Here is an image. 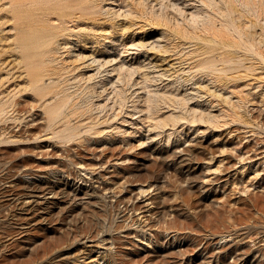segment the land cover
<instances>
[{
  "label": "rangeland",
  "instance_id": "374dc122",
  "mask_svg": "<svg viewBox=\"0 0 264 264\" xmlns=\"http://www.w3.org/2000/svg\"><path fill=\"white\" fill-rule=\"evenodd\" d=\"M0 264H264V0H0Z\"/></svg>",
  "mask_w": 264,
  "mask_h": 264
},
{
  "label": "bare ground",
  "instance_id": "6f19581e",
  "mask_svg": "<svg viewBox=\"0 0 264 264\" xmlns=\"http://www.w3.org/2000/svg\"><path fill=\"white\" fill-rule=\"evenodd\" d=\"M49 182V181H48ZM44 183V182H43ZM51 183V182H50ZM49 183V184H50ZM56 183V182H55ZM39 184V183H38ZM48 184V183H47ZM54 184V183H53ZM35 186V185H34ZM43 186H45V185H43ZM51 186V185H50ZM56 186V185H55ZM35 188V187H34ZM52 188V187H51ZM41 189V188H40ZM57 189V188H56ZM47 190V189H46ZM63 190V189H62ZM52 191V190H51ZM77 195V194H76ZM231 254H232V252H231Z\"/></svg>",
  "mask_w": 264,
  "mask_h": 264
}]
</instances>
